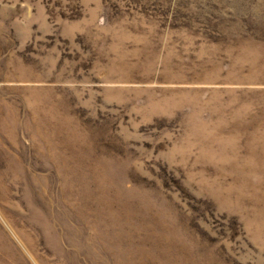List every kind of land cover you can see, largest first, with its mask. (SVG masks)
<instances>
[{
  "label": "rangeland",
  "instance_id": "1",
  "mask_svg": "<svg viewBox=\"0 0 264 264\" xmlns=\"http://www.w3.org/2000/svg\"><path fill=\"white\" fill-rule=\"evenodd\" d=\"M0 264H264V0H0Z\"/></svg>",
  "mask_w": 264,
  "mask_h": 264
}]
</instances>
